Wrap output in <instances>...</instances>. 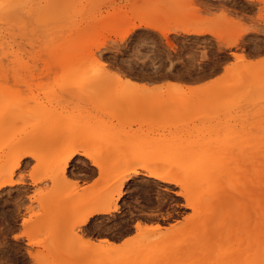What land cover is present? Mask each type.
<instances>
[{
	"label": "rangeland",
	"instance_id": "374dc122",
	"mask_svg": "<svg viewBox=\"0 0 264 264\" xmlns=\"http://www.w3.org/2000/svg\"><path fill=\"white\" fill-rule=\"evenodd\" d=\"M23 1V11L0 20V66L13 64L7 76L26 95L0 97V183L20 182L0 186V264H264V164L250 218L224 227L215 223L227 210L209 219L204 203L186 205L179 186L138 168L183 175L215 160L234 130L264 143V0ZM139 21L170 29L167 40L144 27L123 36ZM191 27L212 34L181 30ZM91 68L101 77L85 75ZM127 76L144 87L124 84ZM214 125L218 143L203 136ZM72 145L102 168L73 159L62 172ZM23 151L36 159L13 168ZM132 168L139 173L129 175L117 211L77 228ZM202 190L191 184V195ZM136 221L168 229L115 253L78 248V234L117 242L136 233Z\"/></svg>",
	"mask_w": 264,
	"mask_h": 264
},
{
	"label": "bare ground",
	"instance_id": "6f19581e",
	"mask_svg": "<svg viewBox=\"0 0 264 264\" xmlns=\"http://www.w3.org/2000/svg\"><path fill=\"white\" fill-rule=\"evenodd\" d=\"M25 4L26 1L23 0H0V20L10 17L15 13H20L21 10L24 9ZM141 21L137 23L132 22L123 36H125L129 32L135 31L138 28L144 27L147 29L158 31L162 35V37L167 40V36H168L167 34L170 32V29L162 26L154 25L146 21L145 22L144 21L141 22ZM181 30H183V33L193 34V35H203L205 33L212 34V32L209 29L203 27L197 29L191 27ZM235 42L236 41L225 42V45L232 46L235 44ZM7 61L9 62V60ZM12 65L13 64H11V67ZM11 67L0 66V97H26V95H24L21 91L14 90L13 88L14 84L11 83V81L8 78L9 76H7V74H10L8 70L11 69ZM16 68L18 69V67ZM93 69L94 68H91L92 71ZM95 70L97 71V68ZM7 71L9 73H7ZM96 71H93V74H85V75L87 76L93 75L95 76V78L97 76L101 77V75L94 74V72ZM79 76L80 75L78 74L77 85L81 84L79 82L82 81V80L80 81V79L81 77L84 76V73L83 74L81 73L80 79ZM87 76H84L83 79H85ZM100 77L98 78V80L99 79L101 80ZM123 82L124 84L130 85L132 87H144L143 84L142 85L138 84L136 81L131 80V78H129L128 76L123 79ZM61 85H65V84H61ZM48 90L52 91L51 88H49ZM150 99L153 100L152 98L140 97L137 99V101L149 103L151 102ZM200 101L202 102L203 99ZM198 102H199L198 98L194 99V97H191L187 99V103L193 107L196 106ZM221 134H223L222 129L219 128V126L214 125L213 130L209 131L207 129L206 133L203 136L205 137V139H210L214 137L215 138L214 140H216V143H218V139L220 138L219 135ZM225 137L228 138V140H230L229 141L230 144L225 146V148L222 147V144L216 147L219 150V153L216 152L215 160L199 161L198 162L199 166H196L194 169H189L185 171L183 175H177L173 169H170L166 174H163L157 170L158 168L154 167L155 163H148V164L142 163L138 168L144 171L143 174L146 177L153 178L161 182H169L171 184L174 183L175 185L179 186L181 188L180 194L185 199L186 205L191 207L194 204H197L198 201L204 203L206 206H208L209 219H211L215 215V212L218 208H224L225 210H227V213L224 214L219 220H217L218 223L215 224L224 227L230 223V219H234V222H236L239 225L241 222L248 220L255 209L253 205V200L255 198L254 196L256 194V188L259 187V183L257 185L255 181L257 176L258 179L260 178L261 165L264 164V143H259L256 141V139L259 138L257 134H252L248 131H242V130L240 131L234 130L229 134V137H227L226 135ZM221 141L222 140L220 138V142ZM76 155H81L85 157L86 159L89 160L90 165L96 167L97 169H101L102 166L104 165V163L97 160L92 154L85 151V149H82L79 145H72L70 149L60 159L62 165V169H61L62 172L66 164L69 161H71ZM23 157L36 159V156L32 152L23 151L19 154L17 160L13 165V168L18 167L20 159ZM204 172H206L208 175L204 179H200L201 174ZM137 173L139 172H137L136 169L132 168L131 171H126V173L123 174L124 176L122 175L123 177L120 176L121 178L119 179L118 184H116L117 187L114 186L115 184L110 185L111 187L117 188V189L115 188L116 190L115 193L113 191L114 194L109 195L110 194L109 193L107 198L102 202H96L93 205H91L76 220V227L79 228L85 225L87 222H89L88 220L92 216L104 215V214H109L111 212H116L118 209L117 201L120 200V198L124 193L123 188L129 180V175L137 174ZM33 182H35V179H33ZM17 183L20 182H14L11 179H9L2 181L0 183V186H12ZM192 183H198L199 186L204 187V190H202V192H200L199 195H191L190 191H191ZM174 226L175 224H172L170 225V228L173 229ZM134 228L136 230V233L131 237L125 238L120 243H115L106 238H100L97 239V241H92L90 240V238L88 239L87 235H84L86 236L85 238L87 239H85L84 236L79 235L78 234L79 232L77 233L78 234L77 237L76 235L73 236L74 238L76 237V241L79 244V247L77 245L78 248H80V246L84 249L104 248L110 253L111 252L115 253L121 250L122 248H128L130 245H132L135 242L141 243L140 240H142L143 238L140 236H142V234L144 235V233L147 232L159 233L161 230H167L168 226L162 227L155 223L146 224L140 221H136L134 224ZM139 237L140 239H138ZM145 238H147V236ZM131 261L132 259L124 260L120 264H127Z\"/></svg>",
	"mask_w": 264,
	"mask_h": 264
},
{
	"label": "crops",
	"instance_id": "0c3cea01",
	"mask_svg": "<svg viewBox=\"0 0 264 264\" xmlns=\"http://www.w3.org/2000/svg\"><path fill=\"white\" fill-rule=\"evenodd\" d=\"M73 159H82V160H85V163L87 164V165H90V162H89V160L88 159H86V158H82L81 157V155H76ZM72 159V160H73ZM91 181V180H90ZM122 240H124V239H122ZM122 240H119V241H117V242H115V243H120Z\"/></svg>",
	"mask_w": 264,
	"mask_h": 264
}]
</instances>
